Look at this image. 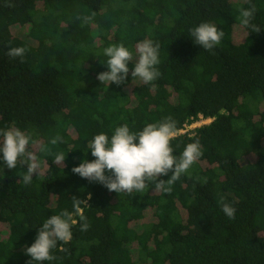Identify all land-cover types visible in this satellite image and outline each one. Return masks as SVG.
Here are the masks:
<instances>
[{"label": "trees", "instance_id": "obj_1", "mask_svg": "<svg viewBox=\"0 0 264 264\" xmlns=\"http://www.w3.org/2000/svg\"><path fill=\"white\" fill-rule=\"evenodd\" d=\"M253 5L258 33L240 22ZM201 22L225 32L212 50L192 40ZM146 39L159 45L161 75L145 84L129 62L126 83L104 88V49L123 43L136 57ZM14 47L25 55L10 57ZM168 116L186 130L173 154L196 140L202 150L170 193L117 194L72 172L95 159V135ZM200 118L210 121L187 128ZM10 128L30 137L40 168L25 184L26 165L0 160V264H27L37 229L65 209L71 240L32 264H264V0H0V132ZM89 193L76 213L73 197Z\"/></svg>", "mask_w": 264, "mask_h": 264}, {"label": "clouds", "instance_id": "obj_2", "mask_svg": "<svg viewBox=\"0 0 264 264\" xmlns=\"http://www.w3.org/2000/svg\"><path fill=\"white\" fill-rule=\"evenodd\" d=\"M255 11V5L250 9L241 8L240 22L258 33L261 28L251 23ZM83 19L90 22L92 17ZM190 33L193 42L205 50H212L219 45L225 35L223 30L210 22H201L193 27ZM158 50L159 45L149 39L137 44L136 57L123 43L110 45L104 49V55L108 58L105 64L108 70L99 73L97 79L102 82L104 88L113 83L118 86L125 84L129 75L128 64L134 62L132 78L138 77L145 84H151L161 75L156 67L160 63ZM25 52L24 47H14L9 49L8 55L13 58L23 57ZM175 133L176 121L171 116L156 123H148L137 132L130 131L129 126L123 124L116 127L110 137L106 133H99L88 145L95 159L90 162L83 160L79 166L72 168V172L90 182H99L117 194L142 192L149 187L152 191L162 190L170 193L171 185L202 156L199 140L187 144L179 156L174 155L171 141ZM60 139L57 136L50 143L55 145ZM29 144L30 137L19 129L10 128L0 132V160L8 169L16 168L18 162L26 165L27 174L23 176L25 184L31 182L34 173L38 175L40 168L37 154L29 150ZM45 150L47 149H41ZM64 160L62 152L55 155L56 162L63 164ZM105 170H108L107 175ZM90 199L91 193L86 199L73 197L74 211L80 213L81 205L87 206V200ZM219 203L227 218L234 219L236 209L233 205L225 202L223 196ZM79 219L82 221L80 230L87 231V218L81 214ZM74 223L73 213L67 209L47 218L37 229L34 243L25 247L24 254L31 257L27 264H32L33 261L55 260L51 250L56 248L58 243H68L71 240Z\"/></svg>", "mask_w": 264, "mask_h": 264}, {"label": "rangeland", "instance_id": "obj_3", "mask_svg": "<svg viewBox=\"0 0 264 264\" xmlns=\"http://www.w3.org/2000/svg\"><path fill=\"white\" fill-rule=\"evenodd\" d=\"M210 120L209 119H204L203 120V122H198V123H194V124H192V125H190L189 127H188V129H190V128H192V127H195V126H199V125H201V124H203V123H208ZM36 146H34V148H35Z\"/></svg>", "mask_w": 264, "mask_h": 264}, {"label": "built area", "instance_id": "obj_4", "mask_svg": "<svg viewBox=\"0 0 264 264\" xmlns=\"http://www.w3.org/2000/svg\"><path fill=\"white\" fill-rule=\"evenodd\" d=\"M203 118H200V120L199 121H197V122H195V123H198V122H203ZM194 124V123H193ZM192 125V124H191ZM190 126V125H189ZM189 126H187V128L189 127ZM186 130H183V129H180V130H178V131H176V133H184ZM175 133V134H176Z\"/></svg>", "mask_w": 264, "mask_h": 264}]
</instances>
